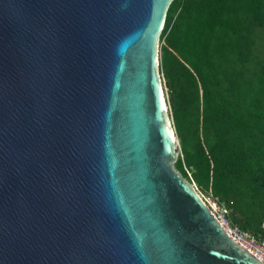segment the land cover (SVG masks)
I'll use <instances>...</instances> for the list:
<instances>
[{
    "label": "water",
    "instance_id": "1",
    "mask_svg": "<svg viewBox=\"0 0 264 264\" xmlns=\"http://www.w3.org/2000/svg\"><path fill=\"white\" fill-rule=\"evenodd\" d=\"M173 0H0V264H262L174 168Z\"/></svg>",
    "mask_w": 264,
    "mask_h": 264
},
{
    "label": "trees",
    "instance_id": "2",
    "mask_svg": "<svg viewBox=\"0 0 264 264\" xmlns=\"http://www.w3.org/2000/svg\"><path fill=\"white\" fill-rule=\"evenodd\" d=\"M254 26L264 33V0H173L162 27V33L170 29L159 68L182 154L175 169L183 177L182 167L190 170L189 182L209 190L242 215L247 227L262 233L264 49L240 93L233 90L227 68L220 69L223 53L239 59L250 51ZM180 104L190 114H183ZM193 111L195 125L185 133L184 120L192 118ZM256 210L258 217L253 214Z\"/></svg>",
    "mask_w": 264,
    "mask_h": 264
},
{
    "label": "rangeland",
    "instance_id": "3",
    "mask_svg": "<svg viewBox=\"0 0 264 264\" xmlns=\"http://www.w3.org/2000/svg\"><path fill=\"white\" fill-rule=\"evenodd\" d=\"M179 11V7L175 10V13L172 16L171 21L173 22L177 12ZM170 27L164 32L162 33V31L160 32L159 36H158V41H157V55H158V76L160 78V82H161V87H162V95L165 101V106H166V112H165V119L167 120V123L169 124L170 128L172 129L176 141H177V150H176V159H182V154L180 153V149H179V145H178V139L177 136L175 134V126L173 124L172 121V115H171V111L169 109V106L167 104V98L169 96V92L167 90V88H165L164 86V82H165V78L163 77L160 68H159V63H160V59L161 56L163 54L162 51V46L164 45V39L169 31ZM264 49V33L262 31V28H260L259 26H254L253 29V34L251 35V45H250V51L249 52H244V56L242 58H235L233 54H226L223 53L222 57L220 59V69L223 70V68H227V72L229 74L228 75V79L230 82L235 84V89H233L236 93H240L241 91L244 90V86L242 84L246 83L247 79L249 78L252 79L253 74L255 73L256 69L258 68V65L261 61L262 58V52ZM167 52L172 55L175 56V53L170 50V49H166ZM237 81L238 84L237 85ZM177 85V84H176ZM186 89H183L182 91H185ZM240 90V91H237ZM200 95V93H199ZM180 109L182 110L183 114H190V110L186 111L184 109V105L180 104ZM194 111L192 112V118L189 117L187 120H184V124H185V133H189L190 127L192 128L195 124V120H194ZM200 114V112H199ZM193 124V125H191ZM193 129V128H192ZM175 168V167H174ZM185 177H183L178 171V173L180 174V176L186 180L189 184V180H190V170H186L185 167H182ZM190 176V177H189ZM189 178V180H188ZM196 190L199 192V194L205 198V199H209L210 201H212L213 203L216 204L217 208L220 211H224V217L227 221V224L229 225V227H231V229L233 230H237V231H241L244 232L250 236H253L255 239H258V241L260 242H264V230L261 228V225L264 223V217L261 219L260 222V227L259 230H263L262 233H260L258 230H255L254 228H249L245 225L244 223V217L242 215H240L239 213L235 212L234 210H232L228 205H225L224 203L218 201L216 198H214L209 190H204L201 186H197L195 185ZM257 213H253L254 215H257V217L259 216L258 214L260 213V211L256 210Z\"/></svg>",
    "mask_w": 264,
    "mask_h": 264
},
{
    "label": "built area",
    "instance_id": "4",
    "mask_svg": "<svg viewBox=\"0 0 264 264\" xmlns=\"http://www.w3.org/2000/svg\"><path fill=\"white\" fill-rule=\"evenodd\" d=\"M190 185L199 194V192L194 186V183L190 181ZM199 196L204 202V204L207 206L213 218L218 222V224L222 227L226 234L230 238H232V240L236 242L239 246H241L248 253H250L257 260H259L262 264H264V242H260L258 241V239H255L253 236H250L244 232L231 229L224 217V211H220L217 208L216 204L210 201L208 198L205 199L200 194Z\"/></svg>",
    "mask_w": 264,
    "mask_h": 264
},
{
    "label": "bare ground",
    "instance_id": "5",
    "mask_svg": "<svg viewBox=\"0 0 264 264\" xmlns=\"http://www.w3.org/2000/svg\"><path fill=\"white\" fill-rule=\"evenodd\" d=\"M163 27V26H162ZM162 95V94H161ZM162 98H163V95H162ZM262 228L264 229V223L262 224Z\"/></svg>",
    "mask_w": 264,
    "mask_h": 264
}]
</instances>
